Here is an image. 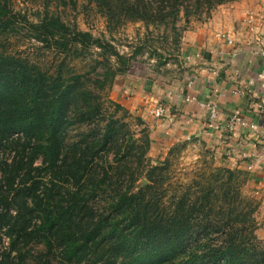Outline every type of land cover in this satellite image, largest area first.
Returning a JSON list of instances; mask_svg holds the SVG:
<instances>
[{
    "label": "trees",
    "instance_id": "trees-1",
    "mask_svg": "<svg viewBox=\"0 0 264 264\" xmlns=\"http://www.w3.org/2000/svg\"><path fill=\"white\" fill-rule=\"evenodd\" d=\"M95 1L106 7L108 18H116V8L122 7L126 17L145 22L166 15L176 19L181 10L187 20L194 3L208 8L213 3L157 0L159 11L166 10L153 9L148 20L147 0ZM227 1L233 0L215 4ZM13 15L0 0V38L13 34ZM30 27L49 53L101 45L89 32L70 31L57 17ZM73 69L0 48V152L9 153L0 156V243L2 237L8 240L0 264H25L32 244L42 246L43 261L54 257L56 264H264V241L256 234L259 202L242 192L241 170L207 166L175 182L168 176V160L138 169L133 163H143L140 156L150 143L146 133L145 146L134 141L120 156L124 165L104 167V157L120 153L119 128L113 121L91 126L92 90L84 74ZM107 73L113 78L117 66ZM76 124L90 127L69 141L68 128ZM135 148L140 150L136 162L124 159ZM118 167L127 176L125 184L97 207L98 191L113 183L108 168ZM141 175L147 183L136 187Z\"/></svg>",
    "mask_w": 264,
    "mask_h": 264
},
{
    "label": "rangeland",
    "instance_id": "rangeland-1",
    "mask_svg": "<svg viewBox=\"0 0 264 264\" xmlns=\"http://www.w3.org/2000/svg\"><path fill=\"white\" fill-rule=\"evenodd\" d=\"M2 1H6L15 15H13V34L0 38V48L15 54L27 55L31 60H42L46 66L61 67L62 64H67L74 68L73 70L82 72L85 85L92 90L91 107L96 108L91 126H101L113 121L119 128L117 138H119L120 153L112 152L108 157H104L101 163L104 167L109 163L114 166L124 165L120 156L134 145V141L137 146H145L142 136L145 133L149 135V127L142 119L141 113H138L140 116L131 113L122 105L120 101V92L124 85L122 81L128 79L130 82L137 80L146 83V80H149L153 84H158L161 81L167 82L174 74L179 76L184 68L179 56L183 43V32L191 26L194 27L207 21L214 10L221 5L215 4L216 0H211L213 3L209 8L208 3H202L200 7L194 3L189 7L187 20L181 10L176 19H172L171 15H166L163 21L154 19V21L145 22L126 17L129 13L126 10L122 11V7L116 8L118 11L116 18H108L104 15L106 9L103 8L106 7L99 5L95 0ZM124 1L128 2V0ZM147 2L150 7L146 18L151 20L152 10L159 11V8L157 0H147ZM228 2L232 1L224 3ZM262 2L264 3V0ZM163 11L159 12L163 13ZM50 17L59 18L70 31L75 29L89 32L93 38L98 39L101 45L91 44L77 52L71 50L66 53L58 51L49 53L42 42L32 37L30 23L47 22ZM66 37H68L67 33ZM115 53L120 55L119 61H116ZM114 66H117V74L112 78L109 77L107 71ZM105 83L103 91L98 88ZM113 103L120 107L116 108ZM89 127L80 124L70 126L67 139L76 141ZM216 147L210 141L195 137L178 141L168 150L163 151L152 146L150 140L145 155L140 156L143 161L142 165L137 166L133 163V166L141 169L146 163L155 164L158 160H168L170 180L175 182L187 180L194 171L198 172L207 166H225L221 163L222 155ZM139 152L140 150L135 148L124 159L136 162ZM8 154V152L4 154L3 151L0 152V156H8ZM109 170L108 168L109 176H114L113 183L110 186H103L98 191L97 207L103 206L113 193V188L124 185V180L127 178V176L120 175V167ZM102 174V168L98 167L96 175L101 178ZM246 176L247 173L244 170L239 172L238 180L243 184L242 192L259 202L258 197L249 187L248 180H245ZM144 180H146L145 177L141 175L134 185L136 187L142 185ZM261 240L264 241V239ZM7 242V238L2 237L0 250L7 245ZM31 246V254L25 259V264H56L54 257L50 258L48 263L43 261L44 250L40 244Z\"/></svg>",
    "mask_w": 264,
    "mask_h": 264
},
{
    "label": "crops",
    "instance_id": "crops-1",
    "mask_svg": "<svg viewBox=\"0 0 264 264\" xmlns=\"http://www.w3.org/2000/svg\"><path fill=\"white\" fill-rule=\"evenodd\" d=\"M182 40L184 68L179 76L172 74L158 84L125 79L120 101L131 113H141L152 146L165 151L178 141L199 137L217 146L222 164L244 170L259 199L256 234L264 239V3L221 4L207 21L187 28ZM185 96L194 99L186 101ZM156 100L165 103L167 116H147L146 106ZM206 103L217 106V130L206 125ZM235 117L238 122L232 121Z\"/></svg>",
    "mask_w": 264,
    "mask_h": 264
},
{
    "label": "built area",
    "instance_id": "built-area-1",
    "mask_svg": "<svg viewBox=\"0 0 264 264\" xmlns=\"http://www.w3.org/2000/svg\"><path fill=\"white\" fill-rule=\"evenodd\" d=\"M248 23H251V18L249 17L247 20ZM254 26L250 25V30H253ZM221 37L225 38V34H220ZM228 42H231L229 38H226ZM257 42H259V39H256ZM260 53L262 56H264V50H260ZM191 56H187L186 59H190ZM184 99L186 101H191L194 99L193 96H185ZM205 107L208 109V120H207V127L211 129H219L220 123L218 119V109L217 106L213 103H206L204 104ZM145 111L148 115L154 117V118H162L168 115V108L165 105V103L161 102L160 100H156L154 102H151L148 104L145 108ZM232 121L238 122L239 119L237 117L233 118Z\"/></svg>",
    "mask_w": 264,
    "mask_h": 264
},
{
    "label": "water",
    "instance_id": "water-1",
    "mask_svg": "<svg viewBox=\"0 0 264 264\" xmlns=\"http://www.w3.org/2000/svg\"><path fill=\"white\" fill-rule=\"evenodd\" d=\"M146 183H147V181H146V180H144V181H143V184H146Z\"/></svg>",
    "mask_w": 264,
    "mask_h": 264
}]
</instances>
